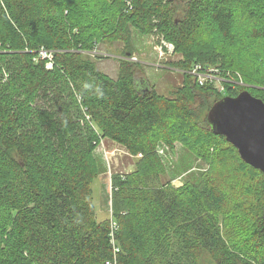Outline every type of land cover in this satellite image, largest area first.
Instances as JSON below:
<instances>
[{
  "label": "trees",
  "instance_id": "trees-1",
  "mask_svg": "<svg viewBox=\"0 0 264 264\" xmlns=\"http://www.w3.org/2000/svg\"><path fill=\"white\" fill-rule=\"evenodd\" d=\"M135 30L174 45L170 95L137 81ZM105 40L124 45L116 78ZM197 64L250 86L221 95ZM242 90L264 101V0H0V264H264V172L208 121ZM107 140L142 156L99 219Z\"/></svg>",
  "mask_w": 264,
  "mask_h": 264
},
{
  "label": "rangeland",
  "instance_id": "rangeland-1",
  "mask_svg": "<svg viewBox=\"0 0 264 264\" xmlns=\"http://www.w3.org/2000/svg\"><path fill=\"white\" fill-rule=\"evenodd\" d=\"M133 40L136 47L134 55H137L139 57L141 64V71L137 75V81L142 85H145L148 81L154 84L159 92L170 95L172 90L180 85V83H182V78L180 74L176 72V69L172 70L169 68L165 69L163 67H160L161 64L159 63H164L166 60H161L159 57L160 53L157 48V38L153 35L142 36L135 30L133 34ZM99 46L100 49L107 53L109 56L105 59H97L98 66L105 73H107L111 77L116 78L118 76L119 58L122 56L124 45L120 43V41L110 43L108 40H105L102 41ZM97 51L99 50L97 49ZM169 59L170 57L168 58V60ZM104 63L106 64L105 66ZM193 68H195L194 65ZM214 68L215 66H213V70ZM196 70L198 71L197 67ZM204 72H200L201 74L205 75V78H207L204 85L213 86L217 92L221 93V95L226 94L224 91L227 89V84L231 86L233 90L237 91L241 90L240 88L242 87L250 86L240 76H238L232 82H224L221 79L222 77H225L223 74H215L211 69L204 70ZM196 77L204 78V76L194 73V78L196 79ZM203 113L204 111H201V117L203 116ZM162 147L164 148V153L161 151L160 154L163 156L165 163L171 165L176 164L179 157L181 158L182 156L181 152L186 148H184L181 143H176L175 146L171 149L164 145H162ZM99 153V156L105 163L107 170L103 172L97 179H95L93 183V201L98 208V218L104 219L111 217L109 200L112 193V172H114L115 170L128 171L130 169H133L135 160L139 158V156L132 154L124 145L115 143L111 140L103 141L100 146ZM185 174L186 173L175 178L174 182L176 183V185L179 186V184L182 182L181 178H183Z\"/></svg>",
  "mask_w": 264,
  "mask_h": 264
},
{
  "label": "water",
  "instance_id": "water-1",
  "mask_svg": "<svg viewBox=\"0 0 264 264\" xmlns=\"http://www.w3.org/2000/svg\"><path fill=\"white\" fill-rule=\"evenodd\" d=\"M208 121L215 134L224 135L241 158L264 172V101L248 90L225 96L212 105Z\"/></svg>",
  "mask_w": 264,
  "mask_h": 264
},
{
  "label": "built area",
  "instance_id": "built-area-1",
  "mask_svg": "<svg viewBox=\"0 0 264 264\" xmlns=\"http://www.w3.org/2000/svg\"><path fill=\"white\" fill-rule=\"evenodd\" d=\"M156 38H157V41H158L157 48H158L159 53H160V55H159L160 59H166V60H168L169 57L175 56V47H174V45H173L171 42H167V41L164 40V39H158V36H156ZM52 55H53V54H52L51 51H48V50H46V49H44V48H41V50H40V55H39V56L47 59L46 66H47L48 68H52V67H53V59H52L53 56H52ZM132 59L137 60V56H136V55L132 56ZM159 64H160V63H159ZM196 67L198 68V71L196 70ZM208 69H211L212 72H214L215 74H219V72H218V70H217L216 67L214 68V70H213V67L207 68L206 70H208ZM190 72H191L193 75H194V73H195V74H197V75H202V76H204V78H203V77H196V80H197L200 84H205V80H206L207 78H205V75H203V74L200 73V72H204L202 65H200V64L195 65V68H192V70H191ZM204 73H205V72H204ZM220 74H221V73H220ZM224 78H225V77H222L221 79H222L223 81H226V80H224ZM229 82H232V81H229ZM111 141H112V140H111ZM113 142H114V141H113ZM115 143H116V142H115ZM158 151H159V153H161V151L164 153V148H163L162 146H160L159 149H158ZM138 156L141 157L142 154L140 153V154H138ZM132 170H133V169H130V170H128L127 172H130V171H132ZM174 183H175V182H174ZM175 184H176V183H175ZM181 184H182V182H181L179 185H181Z\"/></svg>",
  "mask_w": 264,
  "mask_h": 264
},
{
  "label": "crops",
  "instance_id": "crops-1",
  "mask_svg": "<svg viewBox=\"0 0 264 264\" xmlns=\"http://www.w3.org/2000/svg\"><path fill=\"white\" fill-rule=\"evenodd\" d=\"M106 64L104 63V66H105Z\"/></svg>",
  "mask_w": 264,
  "mask_h": 264
}]
</instances>
